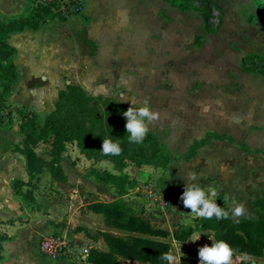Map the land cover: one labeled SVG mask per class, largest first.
<instances>
[{"label":"rangeland","instance_id":"obj_1","mask_svg":"<svg viewBox=\"0 0 264 264\" xmlns=\"http://www.w3.org/2000/svg\"><path fill=\"white\" fill-rule=\"evenodd\" d=\"M100 1L104 3L106 0H83V9L85 7L86 11L69 17L65 26L49 20L39 30L25 29L3 37L15 50L11 60L16 74L10 80L11 90L5 97L6 103L12 108L19 107L35 113L40 125L54 111L58 94L66 85L78 86L94 97L101 95L117 100L126 111L131 106L136 108L142 103L147 104L160 114L159 120L150 126L149 132L156 134L175 156L183 155L193 140L204 138L212 131L229 133L227 136L233 142L210 141L200 149L199 156L216 157L214 159L217 160L212 163L199 162L191 165L175 162L164 171L126 165L123 172L134 182L129 196L123 199L136 215L148 219L154 228L172 233L184 227H194L195 215L184 207L180 197L184 186L192 183L188 179L190 172L200 175L210 169V173L215 171V174H212L213 179H208L206 193L210 196L212 189L217 191V195L210 198L222 203L231 214L236 205L242 204L246 213L240 217L232 215L234 220L241 217L254 219L256 212L253 203L258 197L264 196V153L254 146L259 143L264 145V137H252V143L250 134L241 132V122L238 119L241 117V108L235 102H240L248 92L238 76L243 57L261 56L264 53L262 10L252 0H211L218 9L212 8L210 11L209 25L214 32L209 34L204 29L202 16L193 10L174 7L162 9L151 0H132V8L128 9L114 4V1L119 4L122 0H108L113 7L109 9L106 6V13V7L102 4L105 10L101 16H110L118 23L130 15V10L132 12V55L125 53L126 64L120 67L116 59L121 55L118 42L115 43L116 48L111 46L110 49H99L88 36V31L92 37H97L102 30L103 21L95 22ZM192 5L196 9L202 8L196 1ZM30 6V0H0V18L15 19L26 14ZM144 16L151 18L148 24L147 21L144 23ZM81 23L92 25L87 31L86 26L83 27ZM146 27L152 29V39L145 42ZM164 31H168L170 39L160 42L158 37L156 40L157 35ZM173 37L174 42H171ZM196 38L202 39L201 45L195 43ZM105 42L110 44L111 41L108 38ZM148 42L152 46V62L159 61L150 76L145 73L150 53ZM98 49L101 54H105L101 56L104 61L112 60L115 64L111 66L105 62L106 70L95 74L90 64L99 61L95 58ZM165 49H168L167 54L160 55ZM167 75H170V80ZM180 117L186 123L183 129ZM263 119L264 114L259 121ZM17 124L18 118L14 115L10 129ZM66 146L64 152L70 159L77 148L74 143ZM35 151L44 161L50 160L49 143L39 144ZM15 156L23 163L21 156ZM1 158L0 155V160ZM86 167L89 169L90 166ZM94 169L104 175L103 181L97 183L105 182L114 193L110 179L119 172L109 162L97 164ZM166 173L172 192H176L174 201L168 200L163 188L157 184ZM21 176V180L28 181L26 174L22 173ZM37 177V190L33 196L38 206L49 199L48 194L57 193L50 187L53 180L48 172ZM90 178L96 182L95 177ZM101 187L105 188V185ZM29 188L30 186L25 185L22 191H30ZM75 190L86 195V203L100 202L90 198L84 188L76 185H67L63 196L68 199L69 193ZM13 197H18L14 192L13 182L8 184L0 178V212L6 209L12 212L11 215H0V234L7 237V240L1 242L0 264H41V255L36 249L38 239L29 237L34 229L28 225L32 204L21 201L19 208ZM18 199L20 200L19 197ZM71 206L70 204V208ZM10 219L19 221L12 226L5 224ZM95 228L89 232L86 244L78 248L92 246L106 251L104 244L97 238ZM196 237L192 235L186 245L171 242L170 253L179 256L181 251V264H189L185 258L190 251L199 250L205 245L210 247L215 243L212 237H208L200 245L198 240L192 242ZM239 259L233 256L232 264H236ZM254 264H264V260H257Z\"/></svg>","mask_w":264,"mask_h":264},{"label":"trees","instance_id":"obj_2","mask_svg":"<svg viewBox=\"0 0 264 264\" xmlns=\"http://www.w3.org/2000/svg\"><path fill=\"white\" fill-rule=\"evenodd\" d=\"M162 1L178 9H190L200 13L205 31L209 34L214 32L209 25L210 11L218 7L211 0ZM193 1L198 2L202 8H194ZM252 1L264 14V1ZM30 4L28 12L24 15L12 20L0 18V128L10 129L13 116L16 115L20 135L17 144L0 137V146L3 152L10 151L23 159L28 181L13 182L14 192L21 201L28 205L34 203L31 191L23 192L22 187L31 186L35 175L47 171L53 180L65 181L60 161L66 145L74 143L78 153L85 159L93 161V164L109 162L114 170L119 172L110 179L117 198L111 202H93L87 205L88 211L101 216L103 227L106 229L96 233L106 251L89 248L86 256L88 264H168L162 256L170 253L171 242L184 244L194 233L200 237V245L208 237H212L215 242L223 240L228 243L234 251L233 256L240 258L236 264H254L257 260H264V196L258 197L253 203L256 212L254 219L241 217L234 220L231 212L222 203L216 202L229 212V218L205 219L193 214L196 220L194 227H184L172 233L154 228L148 219L136 215L123 199L134 182L123 172L126 165L164 171L173 162L188 163L196 156L198 150L211 140L233 142L232 139L209 133L204 138L193 140L187 151L180 156L172 154L160 138L151 132H148L143 143H129L123 116L125 107L117 100L101 95H88L82 88L74 85H66L64 90L59 92L54 111L46 116L42 125L38 123L35 113L19 107L12 108L6 103L5 97L11 90L10 80L14 79L16 74L11 60L15 50L3 37L25 29L38 30L49 20L64 23L69 17L79 15L83 8V0H30ZM201 40L196 38L195 43L199 46ZM240 70L244 73L259 74L264 79V53L261 56L243 57ZM106 138L119 142L122 148L120 155L103 154L102 141ZM44 143L50 144L48 162L37 156L35 151L39 144ZM86 176L95 177L97 182L104 179V175L93 167L86 170ZM14 222L16 220H11L8 224ZM5 240V235L0 234V255L1 242ZM185 260L189 264H199L198 250L190 251Z\"/></svg>","mask_w":264,"mask_h":264},{"label":"crops","instance_id":"obj_3","mask_svg":"<svg viewBox=\"0 0 264 264\" xmlns=\"http://www.w3.org/2000/svg\"><path fill=\"white\" fill-rule=\"evenodd\" d=\"M112 2L114 0H111ZM132 0H122V3H115L114 4L124 8H132ZM108 2V5H107ZM110 1L106 0L104 3L100 1L99 4V11H97V18L96 21L97 23H100V21H103L102 23V30L100 31L99 35L97 37H92L90 35V31H88L90 25H92V22L90 25L86 26L82 24V26H86L87 31H88V36L90 38L91 42L96 43L98 48L102 49H110L111 46L116 48L115 43L118 42L120 44L119 51L121 53L120 57L117 61V65L120 67L126 64V58L127 55L125 53H128V55H132V12L130 10V15L128 17H124V21H119L118 23H115L111 17H105L101 16L103 14L105 7L108 6L110 9L113 7ZM152 3H157L159 6L164 8L172 7L169 4L163 2L162 0H151ZM105 5L104 9L102 8L103 5ZM175 8V7H174ZM86 11V8H82L81 12ZM105 12L107 13V7ZM77 16V15H76ZM74 17V16H71ZM144 23L147 21V24L149 23L148 21L151 20V18L148 17H143ZM69 22V19L64 22V23H59L60 26H65ZM39 30V29H38ZM152 30V29H151ZM151 30L146 27L145 30V42L149 41V38H151ZM35 31V30H34ZM168 31H164L161 35H157L156 40L158 37L160 40L158 41H166L170 39V37L167 36ZM166 38H165V37ZM162 37V38H161ZM109 38L111 41L110 44H106V40ZM163 39V40H162ZM113 40V41H112ZM171 42H174V37L172 38ZM149 55L147 59V65H146V71L145 73L150 76V74L153 72V67H156L159 63L158 60H156V63H153V52L151 50L152 46L149 44ZM146 46V45H145ZM98 49L97 56L95 58H98L99 61H97L96 64H90L92 68H94L92 71L95 74H98L100 72H103L106 70L105 68V62L110 63L112 66L115 64L114 61L106 60L104 61L101 56H105V54H101L99 52L100 50ZM168 49H165V52L161 53L160 55H165L167 54ZM100 53V54H99ZM148 54V53H147ZM100 56V57H99ZM125 56V57H124ZM100 58V59H99ZM115 58V57H114ZM129 62V61H128ZM93 63V62H92ZM91 68V69H92ZM175 71V70H174ZM171 72V71H170ZM178 74V73H175ZM168 77L170 75H167ZM177 76V75H176ZM240 81L242 82L241 84L244 86V89L246 91L247 89V94L243 95L241 98L240 102H235L236 105H240L241 111H240V130L243 133H249L250 134V141H252V137L256 136L259 139L264 137V119L259 121V118L261 117L262 114H264V79L260 78L258 74H252V73H244L241 70H239L238 74ZM171 77H169L170 80ZM250 78V80L248 79ZM152 84V83H151ZM246 85V86H245ZM243 89V90H244ZM181 122V128L183 129L186 125L184 118L180 117L179 118ZM189 127V126H188ZM218 135H224L228 137L227 135L229 133L226 132H214ZM242 133V134H243ZM0 137L3 139H6L7 141L17 144L20 141V135L18 134L17 126L15 125L13 129H0ZM229 138V137H228ZM232 139V138H230ZM233 140V139H232ZM212 141H220V140H211ZM227 141V140H224ZM71 145V144H67ZM165 145V144H164ZM208 145V144H207ZM205 145V146H207ZM256 145V144H255ZM203 146V147H205ZM167 147V146H166ZM202 147V148H203ZM256 147L259 151L264 153V145L263 144H257ZM67 149V146L65 147ZM202 148H200L202 150ZM168 149V147H167ZM199 149V150H200ZM169 150V149H168ZM198 153H196V156L192 158L188 163L185 164H191L195 165L198 164L199 162H209L212 163L213 161H216L217 159H214L216 157L213 156H207V157H201L199 156L201 150ZM170 151V150H169ZM171 152V151H170ZM73 154V153H72ZM75 154V156H74ZM74 154L72 157L69 159L64 152L61 157L60 161V167L63 171V174L65 176V181L64 182H59L56 180L51 181V189L55 190L57 194L49 195L48 198L51 199H46L43 203L40 205H36L35 201V196L33 194L36 192L35 186H36V180L37 176L35 175L34 179L31 181V186L29 190L31 191L32 198L34 200V203L31 205L33 207L32 211H30L29 214V224L31 227H34L32 232L30 233L29 237L30 239H38L37 244H36V249L38 251V242L40 241L41 238L49 235H58L62 237H66L67 239L72 240L78 247H81V245H85L86 241L89 238V232L95 228L94 226L97 225L95 230L98 231H105L106 229L103 227L102 224V218L99 215L93 214L90 211L87 210V205L90 203H86V195H84L81 191L75 190L73 192L69 193V198L63 194V190H65V187L67 185H76L81 188H84L86 190V194L90 196V198H95L96 200H99L100 202H111L114 201L117 197L115 196L116 194L113 193V190L109 185H107L105 182L104 183H97V181H93L92 178L86 176V169L90 167H95L97 164H103L106 162H97L96 164H93V161L85 159L82 155H80L76 149L74 151ZM0 155H1V160H0V178H2L3 181L8 182L10 184L11 182H14L16 180H21L20 178L22 177L21 174H26L24 173V166L21 160H18L15 156L14 153H11L10 151L8 152H3L1 146H0ZM20 158V156H19ZM3 160V161H2ZM108 163V162H107ZM175 163V162H173ZM172 164V163H171ZM170 164V165H171ZM169 165V166H170ZM168 166V167H169ZM201 166V165H200ZM204 166V164L202 165ZM85 169H84V168ZM89 167V168H90ZM151 168V167H150ZM212 174H215V171H211ZM43 173H47V171H44ZM41 173V174H43ZM39 174V175H41ZM212 174L210 173V169L206 170L204 173L197 175V177L200 178V180L196 181L199 183L201 187L204 188L206 191V187H208L209 184V178H212ZM77 175V176H76ZM211 175V176H210ZM167 173L163 175L161 179H159L158 183L161 188H163L164 193H166V197L170 201L176 200V192H172V188L170 187ZM27 178V175H26ZM23 181V180H21ZM24 182V181H23ZM27 182V181H26ZM25 182V183H26ZM93 184V185H91ZM105 185V188L101 187L102 185ZM11 194L13 193L12 190L10 189ZM131 190L128 189L127 194L124 197L129 196L128 193H130ZM48 193H51L48 191ZM14 202L18 205V207H21V199L19 200L18 197H13ZM72 199V200H71ZM97 202V201H93ZM92 202V203H93ZM70 204L72 205L70 208ZM10 208V207H9ZM8 215L12 214V212L8 211L7 209L4 211L0 212V215ZM20 219V218H19ZM19 219H10L11 220H16V222L19 221ZM8 221V222H9ZM93 221H96L95 223ZM7 224L9 226L14 225L13 224ZM194 236H198L197 233L193 234ZM6 237V236H5ZM206 239V238H205ZM7 240V237H6ZM184 243L183 245H186ZM88 245V244H87ZM82 248V247H81ZM86 251L89 248H93L92 246H89L88 248L83 247ZM39 253V252H38ZM40 254V253H39ZM41 255V254H40ZM42 256V255H41ZM39 256L40 258V263L41 264H88L86 262V257L84 259H58V260H50V259H45ZM87 256V255H86ZM259 263V262H258ZM262 263V262H261Z\"/></svg>","mask_w":264,"mask_h":264},{"label":"clouds","instance_id":"obj_4","mask_svg":"<svg viewBox=\"0 0 264 264\" xmlns=\"http://www.w3.org/2000/svg\"><path fill=\"white\" fill-rule=\"evenodd\" d=\"M126 120L125 129L128 134L129 143L141 144L146 138L149 128L154 125L160 118L157 111H153L147 104H140V106L133 108L132 106L123 113ZM105 155L118 156L122 152V148L118 141L111 138H106L102 141V150ZM188 179L192 183L184 186V191L180 197L185 208L190 209V213L205 219H212L215 217L217 220L229 218V212L218 206L214 199L217 191L212 189L206 193L203 187L197 183V174L190 172ZM246 209L242 204H238L232 210L234 217L245 215ZM200 237L197 236L192 242H196ZM234 255L233 249L228 243L223 240L212 243L209 247L205 245L198 250L199 264H232V257ZM182 253L174 255L165 253L162 259L167 261L168 264H181Z\"/></svg>","mask_w":264,"mask_h":264},{"label":"built area","instance_id":"obj_5","mask_svg":"<svg viewBox=\"0 0 264 264\" xmlns=\"http://www.w3.org/2000/svg\"><path fill=\"white\" fill-rule=\"evenodd\" d=\"M37 248L42 256L50 260L59 258L84 259L87 255L85 249L78 248L73 241L58 235H49L41 238Z\"/></svg>","mask_w":264,"mask_h":264}]
</instances>
